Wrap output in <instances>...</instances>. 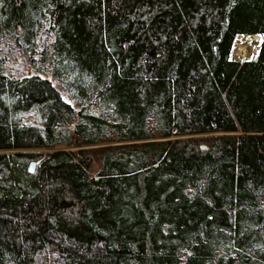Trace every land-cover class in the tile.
<instances>
[{
    "label": "trees",
    "instance_id": "trees-1",
    "mask_svg": "<svg viewBox=\"0 0 264 264\" xmlns=\"http://www.w3.org/2000/svg\"><path fill=\"white\" fill-rule=\"evenodd\" d=\"M258 34L264 0H0V264H264Z\"/></svg>",
    "mask_w": 264,
    "mask_h": 264
},
{
    "label": "rangeland",
    "instance_id": "rangeland-1",
    "mask_svg": "<svg viewBox=\"0 0 264 264\" xmlns=\"http://www.w3.org/2000/svg\"><path fill=\"white\" fill-rule=\"evenodd\" d=\"M249 36V35H246ZM245 37H238L234 43L233 52L231 54L232 59L238 61H245L250 58H254L263 42L260 43L256 40L248 41ZM264 39V37H263ZM246 44L245 52L241 53L242 47ZM0 56L5 61L6 71L14 77H24L32 72L31 67L28 65L25 56L22 52L14 46L13 42L6 41L0 43ZM100 168V162L96 158L93 159L91 171L92 175H95Z\"/></svg>",
    "mask_w": 264,
    "mask_h": 264
},
{
    "label": "bare ground",
    "instance_id": "bare-ground-1",
    "mask_svg": "<svg viewBox=\"0 0 264 264\" xmlns=\"http://www.w3.org/2000/svg\"><path fill=\"white\" fill-rule=\"evenodd\" d=\"M240 37H245L248 41H250V40H256V41H259L260 43L262 42V40H263V35H260V34H258V35H249V36H240ZM245 38H244V40H245ZM246 44L242 47V49H241V53H243V52H245V50H246Z\"/></svg>",
    "mask_w": 264,
    "mask_h": 264
},
{
    "label": "water",
    "instance_id": "water-1",
    "mask_svg": "<svg viewBox=\"0 0 264 264\" xmlns=\"http://www.w3.org/2000/svg\"><path fill=\"white\" fill-rule=\"evenodd\" d=\"M264 40V39H263ZM81 146V144H79V146L78 147H80ZM34 166H35V164L34 163H32L31 164V169H34Z\"/></svg>",
    "mask_w": 264,
    "mask_h": 264
}]
</instances>
